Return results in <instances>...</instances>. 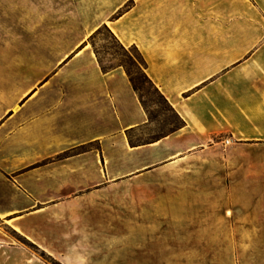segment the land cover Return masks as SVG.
<instances>
[{
	"label": "crops",
	"instance_id": "obj_1",
	"mask_svg": "<svg viewBox=\"0 0 264 264\" xmlns=\"http://www.w3.org/2000/svg\"><path fill=\"white\" fill-rule=\"evenodd\" d=\"M254 1L260 10L244 8L259 26H240L239 0H137L112 24L124 33L122 45L141 53L146 74L183 127L149 143L130 144V133L150 126L144 108L124 70L104 74L92 60V74L71 77V91L57 93L54 109L43 108L41 100L38 126L19 128L0 149V225L60 264H152L137 254L136 238L126 242L94 223H70L64 216L79 196L71 198L78 189L63 182L78 173L64 172L63 162L37 173L24 169L35 156L57 157L113 139L135 165L117 179L134 173L142 180L205 154L222 135L240 146L264 145V0ZM5 127L12 125L0 130ZM11 146L17 155L4 160ZM84 156L67 163L78 164ZM86 156L94 160L93 150ZM248 191L259 195V189ZM64 219L67 223H60ZM259 256L264 264V253ZM0 264L48 263L16 246L0 226Z\"/></svg>",
	"mask_w": 264,
	"mask_h": 264
},
{
	"label": "rangeland",
	"instance_id": "obj_2",
	"mask_svg": "<svg viewBox=\"0 0 264 264\" xmlns=\"http://www.w3.org/2000/svg\"><path fill=\"white\" fill-rule=\"evenodd\" d=\"M136 3L0 0V127L12 125L0 130V149H6L10 136L19 128L38 126L41 100L43 108L54 109L57 93L71 91V77L92 74V60L104 74L122 69L131 83L130 69L138 81L141 90L136 94L147 106L143 108L150 126L130 133V144L149 143L183 126L145 78L141 53L122 45L106 24L119 19ZM239 4L240 26H259L244 8L246 4L258 11L257 3L239 0ZM83 46L87 48L77 56ZM214 142V148L205 154L142 180L133 178L134 173L117 179L124 169L135 165L120 142L113 139L72 148L57 157L41 160L35 156L24 172L37 173L63 162L64 172L78 173L63 182L74 191L78 189L71 198L79 196L64 216H69L70 223H94L96 229L126 242L136 238L141 241L137 254L144 263L262 264L264 145L240 146L227 135ZM8 150L11 153L4 160L10 161L17 153L12 146ZM92 150L94 160L87 161L86 153ZM82 153L85 156L80 163H67ZM250 188L259 189V195H250ZM60 223L67 222L64 219ZM0 226L22 250L37 254L48 264L59 263L28 238ZM250 253H255V258L249 259Z\"/></svg>",
	"mask_w": 264,
	"mask_h": 264
},
{
	"label": "trees",
	"instance_id": "obj_3",
	"mask_svg": "<svg viewBox=\"0 0 264 264\" xmlns=\"http://www.w3.org/2000/svg\"><path fill=\"white\" fill-rule=\"evenodd\" d=\"M82 48H84V46L82 47ZM135 49H137L136 47H134ZM142 56V55H141ZM142 58H143V56H142ZM143 61H144V66H145V70H146V62H145V60H144V58H143ZM144 70V71H145ZM128 71V75H129V77H130V80H131V83H132V87H133V90L135 91V92H139L141 89H140V87H139V85H138V81L134 78V76H133V74L131 73V71H130V69H128L127 70ZM144 76H145V78L147 79V81H149L151 84H153V82L151 81V79L148 77V75L146 74V71H145V73H144ZM154 85V84H153ZM155 86V85H154ZM156 87V86H155ZM156 90L160 93V95H161V97L168 103V101L166 100V98L162 95V93L159 91V89L156 87ZM141 103H142V105H143V107L146 109L147 108V106H146V104L143 102V99H141ZM169 104V103H168ZM170 105V104H169ZM172 108V107H171ZM173 109V108H172ZM179 117V116H178ZM180 118V117H179ZM181 119V118H180ZM181 121H182V119H181ZM182 125H184V122L182 121ZM183 127V126H182ZM181 127V128H182ZM57 264H60V263H57Z\"/></svg>",
	"mask_w": 264,
	"mask_h": 264
},
{
	"label": "bare ground",
	"instance_id": "obj_4",
	"mask_svg": "<svg viewBox=\"0 0 264 264\" xmlns=\"http://www.w3.org/2000/svg\"><path fill=\"white\" fill-rule=\"evenodd\" d=\"M113 22H107L106 24L110 27V29L112 30V32L118 37V39L123 42L125 41L124 39V33L122 34V32L120 31V29L118 27H116L114 24H112ZM83 52V50H81L80 52H78L77 56H79L81 53ZM227 215H231V212L228 211Z\"/></svg>",
	"mask_w": 264,
	"mask_h": 264
}]
</instances>
